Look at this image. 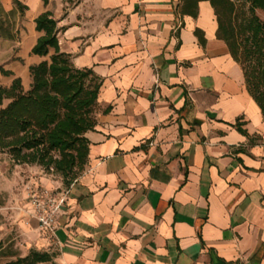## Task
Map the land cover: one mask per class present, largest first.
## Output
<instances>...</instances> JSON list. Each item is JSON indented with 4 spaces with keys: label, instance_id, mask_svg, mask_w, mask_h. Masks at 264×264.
<instances>
[{
    "label": "crops",
    "instance_id": "crops-1",
    "mask_svg": "<svg viewBox=\"0 0 264 264\" xmlns=\"http://www.w3.org/2000/svg\"><path fill=\"white\" fill-rule=\"evenodd\" d=\"M18 1L26 11L0 86L20 79L28 90L29 67L49 60L52 51L31 54L45 12L60 51L101 81L87 166L55 241L27 214L26 191H64L61 179L3 162L0 182L19 187L13 223L25 249H55V264H264V121L210 4L192 18L180 0Z\"/></svg>",
    "mask_w": 264,
    "mask_h": 264
},
{
    "label": "trees",
    "instance_id": "trees-1",
    "mask_svg": "<svg viewBox=\"0 0 264 264\" xmlns=\"http://www.w3.org/2000/svg\"><path fill=\"white\" fill-rule=\"evenodd\" d=\"M7 12L0 3V39L15 41L26 11L18 0H11ZM46 5L48 0H42ZM179 13L196 18L198 4L208 2L213 9L216 37L223 41L231 58L239 65L249 96L259 107L264 121V23L257 11L264 12V0H180ZM41 33L31 54L48 61L29 67L31 84L24 90L20 79L8 88L0 86V153L15 166H36L61 179L65 190L84 172L89 153L85 135L94 130L95 111L101 81L89 69H77L70 55L59 49V29L51 13L35 21ZM195 35L200 38L199 31ZM0 74L11 73L0 67ZM235 128L248 137L242 124ZM0 241V253L2 252ZM13 260L5 264L51 263L55 254L30 250L25 257L5 252ZM58 256V253H57Z\"/></svg>",
    "mask_w": 264,
    "mask_h": 264
},
{
    "label": "rangeland",
    "instance_id": "rangeland-1",
    "mask_svg": "<svg viewBox=\"0 0 264 264\" xmlns=\"http://www.w3.org/2000/svg\"><path fill=\"white\" fill-rule=\"evenodd\" d=\"M258 16L264 23V12H259ZM16 21L20 26L21 21L18 22L17 17H16ZM14 51H16V49L14 48L13 44L0 39V65L4 61H6L9 58V55H11V53ZM6 159H8V157L5 154L0 153V164L2 168L0 170V174L3 175V177L5 178L9 177L8 174L10 173V167L3 164L4 160ZM44 174L53 175L52 173H45V172ZM18 188L19 187L17 186L15 187V185L13 186L5 180H2L0 182V241L2 243V249H1L2 252L0 253V264H5L6 262L13 260L12 258L4 257L3 253L5 252H9V251L16 252L20 257H25L29 252L25 249L24 243L19 235V232L13 223L14 222L13 211L16 210L13 206L14 204L13 202L15 201L14 198L16 196H19ZM39 252H43V251H39ZM48 252L50 254H55V256L51 263H46V264H55L58 252L55 249H52Z\"/></svg>",
    "mask_w": 264,
    "mask_h": 264
},
{
    "label": "built area",
    "instance_id": "built-area-1",
    "mask_svg": "<svg viewBox=\"0 0 264 264\" xmlns=\"http://www.w3.org/2000/svg\"><path fill=\"white\" fill-rule=\"evenodd\" d=\"M68 196V190L53 192L36 187L27 191V214L37 222L40 233L49 241H55L56 217Z\"/></svg>",
    "mask_w": 264,
    "mask_h": 264
}]
</instances>
